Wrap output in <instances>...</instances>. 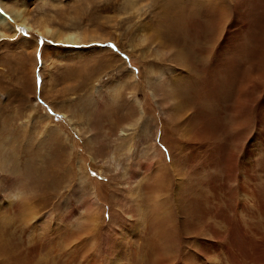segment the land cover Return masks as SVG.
Segmentation results:
<instances>
[{"label":"rangeland","instance_id":"1","mask_svg":"<svg viewBox=\"0 0 264 264\" xmlns=\"http://www.w3.org/2000/svg\"><path fill=\"white\" fill-rule=\"evenodd\" d=\"M8 7L82 38L0 36L7 264H264V0Z\"/></svg>","mask_w":264,"mask_h":264},{"label":"bare ground","instance_id":"2","mask_svg":"<svg viewBox=\"0 0 264 264\" xmlns=\"http://www.w3.org/2000/svg\"><path fill=\"white\" fill-rule=\"evenodd\" d=\"M19 8V7H18ZM24 9H17V8H11L8 7V12L11 13V15L13 16V18L9 19L8 17L3 16L2 14H0V26L2 27V31H0V36L6 34L8 31H10V29L12 28L11 25V21L13 22H20V25L22 26H27L29 29H33V28H37L36 30L42 34V35H46V36H55L56 39L60 42V43H69V44H77L80 42V36L76 33V32H56L55 30H52L51 27H49L47 24H44V27H33L31 24H29V20L26 14H24ZM33 27V28H32ZM150 28V27H149ZM13 29V28H12ZM55 31V32H54ZM16 33V32H15ZM154 39L158 38V35L156 33V31H154L153 33ZM159 34V33H158ZM13 35V34H12ZM160 35V34H159ZM161 36V35H160ZM159 36V37H160ZM78 50V48H69V47H64V48H58L56 50V56L62 57L64 56L65 52L69 51V50ZM82 51V50H81ZM72 52V51H71ZM213 80V79H212ZM217 80V79H216ZM213 82V81H212ZM211 82V83H212ZM214 83V82H213ZM214 86V85H213ZM217 86V84H216ZM216 89V87H214ZM209 89V88H208ZM215 95V94H214ZM204 97V96H203ZM210 98V97H209ZM212 99V98H211ZM239 107V106H238ZM190 108V107H189ZM200 115L203 117L205 115L204 112H201ZM208 115V114H207ZM206 118V117H205ZM215 128V127H214ZM9 252V246L8 249L7 247H5L4 242L0 243V254H2L3 256H5L4 259H2L0 261V264H7L9 263V255H7ZM5 255H4V254ZM18 259H15V263L17 264Z\"/></svg>","mask_w":264,"mask_h":264}]
</instances>
